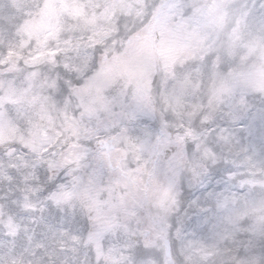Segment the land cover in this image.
Returning a JSON list of instances; mask_svg holds the SVG:
<instances>
[{"label": "snow or ice", "instance_id": "obj_1", "mask_svg": "<svg viewBox=\"0 0 264 264\" xmlns=\"http://www.w3.org/2000/svg\"><path fill=\"white\" fill-rule=\"evenodd\" d=\"M0 264H264V0H0Z\"/></svg>", "mask_w": 264, "mask_h": 264}]
</instances>
